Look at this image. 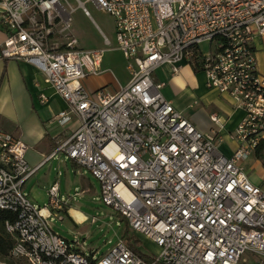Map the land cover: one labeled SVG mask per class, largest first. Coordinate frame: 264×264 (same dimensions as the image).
<instances>
[{"label": "built area", "instance_id": "2783aa9c", "mask_svg": "<svg viewBox=\"0 0 264 264\" xmlns=\"http://www.w3.org/2000/svg\"><path fill=\"white\" fill-rule=\"evenodd\" d=\"M75 1L85 17L86 2L111 17L115 48L130 76L124 87L84 88L88 76L102 72L106 49L79 46L66 0H0L6 33L0 57L32 65L63 100L65 109L52 123L77 122L49 157L61 152L85 167L100 185V201L123 218L131 236L150 240L159 252L141 258L132 240L119 238L96 258L56 234L48 219L53 212L62 221L65 210L57 185L47 191L51 212L32 204L23 186L38 166L25 160L21 140L0 130V210L15 215L3 225L12 240L9 258L26 264H238L250 254L264 264V192L240 167L264 136V79L253 51L254 39H264V0ZM183 63L244 112L231 157L218 153V131L197 130L153 81L159 66L175 75ZM210 120L218 124L214 115Z\"/></svg>", "mask_w": 264, "mask_h": 264}, {"label": "crops", "instance_id": "0c3cea01", "mask_svg": "<svg viewBox=\"0 0 264 264\" xmlns=\"http://www.w3.org/2000/svg\"><path fill=\"white\" fill-rule=\"evenodd\" d=\"M5 37L6 33L0 25V45ZM109 49L112 54L120 59L126 70V62L120 51L115 48V44ZM253 51L257 72L264 79V39H254ZM100 69L104 72L88 76L84 80L83 86L88 92H95L99 88H106L108 91L114 92L119 87H124L129 81L130 76L127 70L126 75L115 76V79L107 73V69L110 68L105 52ZM153 81L162 85L160 92L163 98L181 112L184 118L197 130L203 133L212 130L218 131V135L221 137L216 146L218 153L225 157L232 156L239 147V143L232 138V134L242 120L244 112L233 105L228 95L208 89L203 73L195 71L186 63L181 65L179 72L175 75L171 74L169 66H159L153 73ZM193 101L197 102L196 106L193 107L194 111L187 114L185 108ZM63 109H65L63 100L32 65L22 61L5 60L0 57V130L12 134L28 147L25 160L31 167L38 166L35 173L55 156L54 154L49 157L56 148L57 142L67 137L77 126L75 119L63 128L51 122L52 117ZM212 115L218 119V124H214L210 120ZM262 140H264V136H262ZM240 167L248 180L264 192V159L257 157L256 150L240 163ZM45 177L46 175H43L42 178L45 180ZM41 183L47 185V180L41 181ZM53 183L57 185L56 181ZM63 203L65 204L63 213L67 217L72 220L85 219L82 213L71 208L65 202ZM73 211L82 215V219L73 215L71 213ZM127 238L130 241L136 239L133 236ZM135 246L139 250L141 249L137 245ZM143 256L147 257L146 255ZM258 263L257 257L247 254L241 258L238 264Z\"/></svg>", "mask_w": 264, "mask_h": 264}, {"label": "rangeland", "instance_id": "374dc122", "mask_svg": "<svg viewBox=\"0 0 264 264\" xmlns=\"http://www.w3.org/2000/svg\"><path fill=\"white\" fill-rule=\"evenodd\" d=\"M66 1L74 9L71 14L70 30L77 38L79 46L84 49L105 48L99 31L102 32L112 43L105 50L110 68L107 69V73L114 79L115 76L126 75L127 71L122 66L120 59L109 51V48L114 47L111 17L96 9L91 2L85 3L89 13V17H85L81 9L77 7L75 0ZM196 103L193 101L190 105H187L185 112L189 114L194 111L193 107L196 106ZM43 175H46L47 185L41 183V181H45L42 178ZM55 181L59 189V200L82 213L85 219L72 220L62 212L63 220L60 221L52 212L48 222L56 234L69 241L76 242L81 253L86 256L93 254L94 257L98 258L105 254L119 238L133 235L127 228L123 218L115 210L105 206L100 201V185L91 176L90 172L85 167L68 160L61 152L56 153L35 175H32L25 184L23 193L36 207H46L51 212L47 191ZM71 213L79 219L83 217L77 212L73 211ZM126 232L127 236H125ZM136 239L139 241L137 246L144 251L139 250L142 255L158 254L159 249L150 240L140 236ZM0 264L26 263L5 257L0 258Z\"/></svg>", "mask_w": 264, "mask_h": 264}, {"label": "trees", "instance_id": "16d2710c", "mask_svg": "<svg viewBox=\"0 0 264 264\" xmlns=\"http://www.w3.org/2000/svg\"><path fill=\"white\" fill-rule=\"evenodd\" d=\"M261 151H262V153H261ZM256 154H257V157H259L260 159H264V140L260 141L258 147L256 148ZM14 219H15L14 214H12L8 211L0 210V258H2V259L5 257L9 258L8 253H9V250L12 246V240L5 233L3 225H4L5 221H13ZM125 236H127V232L125 233ZM127 237H125L124 239H126L129 242L130 239H128ZM133 242L135 243V245H138V243H139V241L137 239H135ZM135 252L141 258H145V256H143L141 253H139L137 251H135Z\"/></svg>", "mask_w": 264, "mask_h": 264}, {"label": "bare ground", "instance_id": "6f19581e", "mask_svg": "<svg viewBox=\"0 0 264 264\" xmlns=\"http://www.w3.org/2000/svg\"><path fill=\"white\" fill-rule=\"evenodd\" d=\"M42 212H43V213H46V211H45V210H43Z\"/></svg>", "mask_w": 264, "mask_h": 264}]
</instances>
